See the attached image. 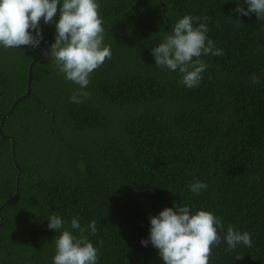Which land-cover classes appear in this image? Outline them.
Returning <instances> with one entry per match:
<instances>
[{"label": "trees", "instance_id": "trees-1", "mask_svg": "<svg viewBox=\"0 0 264 264\" xmlns=\"http://www.w3.org/2000/svg\"><path fill=\"white\" fill-rule=\"evenodd\" d=\"M98 3L112 56L79 104L70 102L78 85L54 68L55 24L41 20L39 46L49 57L34 65L30 95L5 118L8 138L0 134V264H53L59 231L47 227L51 213L65 227L76 216L85 228L96 221V233L86 235L97 264H163L140 241L149 218L173 204L221 218L210 264H264V19L237 14L238 5L247 10L243 0ZM186 14L207 17V36L224 51L201 57L208 67L194 88L151 55ZM40 55L0 47V123ZM197 179L207 184L199 195L188 188ZM229 225L250 233L252 246L227 251Z\"/></svg>", "mask_w": 264, "mask_h": 264}, {"label": "clouds", "instance_id": "clouds-1", "mask_svg": "<svg viewBox=\"0 0 264 264\" xmlns=\"http://www.w3.org/2000/svg\"><path fill=\"white\" fill-rule=\"evenodd\" d=\"M243 3L247 10L238 5L234 9L237 14L254 13L257 19H264V0H243ZM99 10L98 0H0V47L37 48L43 41L41 20L44 24L54 23L56 34L50 46L54 68L67 81L78 85L70 102L79 104L90 95L85 89L92 73L112 56L111 46L104 43V21ZM234 22L242 25L239 20ZM208 32L207 17L201 22L199 17L184 15L152 48L154 63L180 73L179 82L185 87L198 86L208 67L201 57L224 55L223 49L216 48L214 41L208 38ZM249 79L252 84L260 83L255 74ZM188 188L199 195L207 184L197 179ZM46 219L49 229L59 231L54 238L53 264H97L98 249L86 235L89 230L96 233L95 220L85 228L78 216L71 218L68 227L55 213ZM149 222L148 239L140 242L145 247L150 242L163 264H210L212 248L221 244L220 232L224 229L221 218L213 212L197 210L193 213L187 205L165 207L151 216ZM73 230L79 235L73 234ZM223 240L227 251L239 245L252 246L251 234L238 231L232 225L227 227Z\"/></svg>", "mask_w": 264, "mask_h": 264}, {"label": "water", "instance_id": "water-1", "mask_svg": "<svg viewBox=\"0 0 264 264\" xmlns=\"http://www.w3.org/2000/svg\"><path fill=\"white\" fill-rule=\"evenodd\" d=\"M33 49L39 51V52L41 53V55L38 56V57H36V58H34V60L30 63V65H29V67H28V77H27V82H26V91H25V93H24L21 97H19V98H17V99L15 100V102H14L13 105L11 106L9 112H8L5 116H3V118L1 119V123H0V134H1V136H2V138H3L4 140L8 138V137H6L5 135H3V133H2V128H3V124H4V120H5V118H6L8 115H10V114L12 113L14 107H15V106H16L21 100H23L24 98H26L27 96L30 95V93H31L32 71H33V67H34V65H35L38 61H45V60H47L48 57H49V53H48V50H47L46 48H44V47H42V46H38L37 48H33ZM9 139H10L11 142H12V157H13V162H14V164L16 165V163H15V156H14V140H13L12 138H10V137H9ZM17 172H18V173H17V178H16V192H15V193L18 192V183H19V177H20V170H19L18 167H17Z\"/></svg>", "mask_w": 264, "mask_h": 264}]
</instances>
